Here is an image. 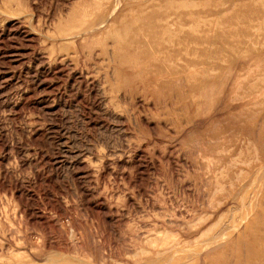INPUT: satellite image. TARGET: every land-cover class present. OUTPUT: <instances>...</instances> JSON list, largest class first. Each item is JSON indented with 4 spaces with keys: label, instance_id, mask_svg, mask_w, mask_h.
I'll return each mask as SVG.
<instances>
[{
    "label": "rangeland",
    "instance_id": "1",
    "mask_svg": "<svg viewBox=\"0 0 264 264\" xmlns=\"http://www.w3.org/2000/svg\"><path fill=\"white\" fill-rule=\"evenodd\" d=\"M263 1L0 0V264H264Z\"/></svg>",
    "mask_w": 264,
    "mask_h": 264
},
{
    "label": "bare ground",
    "instance_id": "2",
    "mask_svg": "<svg viewBox=\"0 0 264 264\" xmlns=\"http://www.w3.org/2000/svg\"><path fill=\"white\" fill-rule=\"evenodd\" d=\"M264 2V1H263ZM120 4V3H119ZM169 5V4H168ZM194 4H192L191 6H193ZM171 9V8H170ZM169 9V10H170ZM115 11V10H114ZM114 11H113V13H112V15L114 14ZM198 14L197 13H195L194 11H190L189 13H186V14H180V12L179 11H172V12H167V14L166 15H162V16H151V17H145L144 16V18L142 19V26H141V30H142V32H145V33H148L149 35H152V38L153 39H161V41L164 43V42H169L170 40H169V38H176V37H178V36H180V33H181V31H182V26H183V22H184V19L185 20H187V19H192V22L193 23H195V21H196V19H198ZM125 20V19H124ZM128 20V19H127ZM137 24V23H136ZM104 25V24H103ZM154 34V35H153ZM166 38H168V39H166ZM167 40H169V41H167ZM259 187V186H258ZM255 188V187H254ZM255 191V190H254ZM245 208V207H244ZM242 209V208H241ZM246 219H247V217H246ZM235 220V219H234ZM245 220V219H244ZM251 226V225H250ZM216 227V226H215ZM214 227V228H215ZM252 227V229H253V227H254V225L253 226H251ZM258 227V226H257ZM213 228V229H214ZM237 230H238V228H236ZM231 230V229H230ZM256 230V229H255ZM259 230V229H258ZM211 232V231H210ZM225 233V232H224ZM223 234V233H222ZM221 234V235H222ZM259 234V233H258ZM220 235V236H221ZM224 235V234H223ZM223 235H222V237H220V238H218V236H217V240H219V239H222L223 238ZM243 235V234H242ZM259 235H261V234H259ZM226 236V235H225ZM225 236H224V238H223V240L224 239H227V238H225ZM233 236V235H232ZM256 240H257V242L259 243V245L260 244H262V243H264V235L263 236H257L256 235ZM248 238V237H247ZM229 239V238H228ZM227 239V240H228ZM243 239H244V237H243ZM253 239V238H252ZM251 239V240H252ZM213 240V239H212ZM216 240V241H217ZM208 241H210V240H208ZM249 241H250V239H249ZM253 241V240H252ZM213 242V241H212ZM218 242V241H217ZM208 243V242H207ZM214 243V242H213ZM213 243L211 244V242H210V244L211 245H213ZM223 243V242H222ZM233 243H235V240H234V242ZM232 243V244H233ZM252 243H254V242H251V245H253V246H257V245H255V244H252ZM209 244V245H210ZM215 244H217V243H215ZM218 245V244H217ZM222 245V244H221ZM243 245V244H242ZM246 245V244H245ZM220 246V245H219ZM244 246V245H243ZM206 247H209L208 246V244H207V246ZM206 247H205V249H206ZM222 247V246H221ZM252 247V246H251ZM233 248H234V246H233ZM255 248V247H254ZM205 249H203L204 251H205ZM214 249V248H213ZM232 249V248H231ZM202 250V251H203ZM207 251H209V249H206ZM215 250V249H214ZM250 250H252V248L250 249ZM211 251H212V248H211ZM263 251V250H262ZM262 251H257V247H256V249H255V252H252V251H250V252H252L251 253V255H250V257L251 258H256V259H260V260H264V251L262 252ZM190 252H191V250H190ZM210 252V251H209ZM208 252V253H209ZM200 254V253H199ZM250 254V253H249ZM190 258V257H189Z\"/></svg>",
    "mask_w": 264,
    "mask_h": 264
}]
</instances>
